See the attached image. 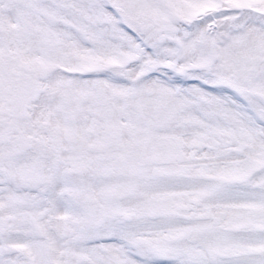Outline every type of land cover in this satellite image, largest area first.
<instances>
[{
	"label": "snow or ice",
	"instance_id": "obj_1",
	"mask_svg": "<svg viewBox=\"0 0 264 264\" xmlns=\"http://www.w3.org/2000/svg\"><path fill=\"white\" fill-rule=\"evenodd\" d=\"M0 264H264V0H0Z\"/></svg>",
	"mask_w": 264,
	"mask_h": 264
}]
</instances>
